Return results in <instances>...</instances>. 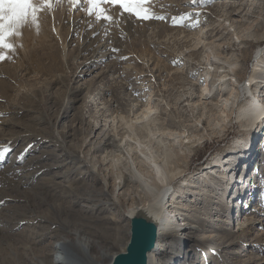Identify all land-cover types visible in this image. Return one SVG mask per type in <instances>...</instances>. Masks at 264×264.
I'll use <instances>...</instances> for the list:
<instances>
[{
	"label": "rangeland",
	"instance_id": "1",
	"mask_svg": "<svg viewBox=\"0 0 264 264\" xmlns=\"http://www.w3.org/2000/svg\"><path fill=\"white\" fill-rule=\"evenodd\" d=\"M146 6L165 18L139 20L104 4L113 20H97L83 0L76 7L64 0L40 14L39 31L25 26L12 38L16 50L0 61V264H42L43 251L64 257L51 245L86 228L110 254L125 250L126 212L153 199L130 173L128 150L140 142L161 164L173 154V187L185 211L224 240L213 245L191 235L175 264H264V132L256 128L264 115L245 128L239 110L247 101L239 86L250 79L249 96L264 101V0ZM244 131L248 146L236 143ZM114 135L119 150L105 143ZM230 154L237 166L230 187L243 186L240 170L245 186L251 182L247 205L246 196L233 201L237 186L224 195L223 176L208 175L211 167L222 171ZM126 173L132 183L112 204ZM244 229L231 244L230 234ZM170 240L167 251L177 248ZM163 251L156 256L165 260ZM67 256L80 258L71 249Z\"/></svg>",
	"mask_w": 264,
	"mask_h": 264
},
{
	"label": "bare ground",
	"instance_id": "2",
	"mask_svg": "<svg viewBox=\"0 0 264 264\" xmlns=\"http://www.w3.org/2000/svg\"><path fill=\"white\" fill-rule=\"evenodd\" d=\"M259 52L260 51H257V54ZM230 65H231L230 70L232 71V73L235 74L236 72H238V70H236L235 67L233 66L234 64L230 63ZM219 76L224 77L226 75H219ZM253 80L254 78L250 79L249 82L247 83L246 82L242 83L239 86V91L241 89V92L243 93L244 96H246V99H247L246 103L241 104L239 107L240 115L243 116L244 118L245 124L243 125V127L245 128L249 126L248 124L250 123L254 124L258 122L259 120H261L260 117L264 115V101L258 100L257 97H255L253 100V98L250 97L247 92L248 88L252 87L251 85H252ZM262 118H264V116ZM251 127L253 128L255 126H251ZM256 128H259L260 132H264V121L259 122L256 125ZM244 132L245 133L236 140V143L246 144L248 146L249 143L246 142L247 140L246 137L249 135V132L248 131H244ZM119 141L120 140H118V137L116 136L114 138H109V140H106L105 143L110 145L112 149L119 150L122 148ZM141 145H142L141 142L139 143V146H136V147H132V145L130 144V149L128 150V153L129 155L133 153L132 161H131L132 164L130 166L131 167L130 173H132L133 176H135V178L141 182L140 187H142V189L147 194H151L153 199L148 201L144 205H139L136 207L129 208L128 211L126 212V215L130 219L131 215L134 213L135 210L140 209V208H146L147 205L154 204V203L156 205L162 204L163 205L162 207H164L163 215L161 216L159 236H158V240L156 243V248L149 253V264H175L176 263V260H174L176 259L175 257H178L179 255L185 253L184 249L182 250L180 246H182L186 241H188L191 235H196V234L199 235L198 240L201 242L214 241L212 242L213 245H218V244L223 243L224 240L222 238V235L216 233L215 230L211 231L210 229L213 227L217 228L216 226L210 225V223L203 222L202 220L199 221L197 220L196 214L192 215L189 212L185 211L187 209V205L185 203H182V201L179 198L180 195L176 194V190L173 187V181L176 178V175L179 173L178 171H175L176 170V166H175L176 160L173 157V154L166 157V159L163 158L164 164H161L158 160V156H156L152 150L150 151L149 150L150 148L142 147ZM138 148L144 156L143 158H141L142 163H139V165L150 166V168L152 169L149 171L150 175H146L142 171V168L138 167V164L135 162V159L140 158V156L136 155L137 157L134 159V154L137 153L136 150H138ZM188 150H191V149H188ZM149 151H150V154H149ZM244 154L246 156V153ZM248 154H247V157H248ZM228 156H227V160H228L227 162H221V166L223 167L221 169L222 171H220V169H217L218 166L217 167L215 166V168L211 167L212 172L211 174L208 173V175L212 177L213 181L223 176L224 180H220L218 184L219 185L225 184L226 187L223 191L224 195L229 194V192H231L228 190V188L233 189L234 186H237L234 192L233 201L240 202V198L242 199L243 196H246V200H247L246 205H247L248 200H249L248 198L254 194L251 188H248L249 185H251L250 184L251 182L248 183V185L246 184L245 186V183H246L245 180L247 179L246 177L247 175L241 176L240 172H242V170H240L237 173V176H239L238 179L241 180L240 182H242L241 184H243V186H241L239 183H236L237 185L234 183L235 185L232 184V187H230L231 183H229L230 182L229 176L230 174L231 175L236 174L237 166H236V162L234 163L232 161L234 159L232 157L235 155L233 156L231 155L229 157ZM249 160L251 161V158ZM54 164L55 163H50V166L53 167ZM240 164L241 162H239V164L237 163L238 166ZM248 175H250V177L252 178L251 174H248ZM225 179H227V181ZM132 180H133L132 176L128 175V173L123 174L121 176L119 185L117 186L119 187V191H117L118 190L117 188L114 190V192L111 195L112 199H109V201H111L110 203L115 204L116 202H119V195L124 192L125 190L124 187L132 183ZM190 185L194 186V184H190ZM243 188H245L244 191H242ZM221 204L223 203L221 202ZM242 206L243 205H242V200H241V207ZM242 208H241V211H242ZM178 215L179 216L183 215L185 217L183 219L182 218L179 219L177 217ZM115 219H116L115 217H111V220L118 221ZM241 223H242V217H241L239 224ZM219 229H221V227ZM85 230L83 229L84 235L80 233L78 234L77 231L73 230L72 233L74 234L75 237L63 238L62 240L58 241L57 244L51 245V249L53 252H56V251L59 253L61 252L63 255L66 254V256L65 255L64 257L59 256L57 259H49V256L46 255L47 253L43 251L41 263L42 264H108L110 260L112 259V257L116 253H119V252H115V253L112 252V254H110L107 251V249H105V246L101 244L99 240H97V235L94 234V231H92V229L89 230L91 233L93 232L92 234L90 233V235H88L89 233L87 234V231ZM247 232L248 230L244 229L242 233L237 237L233 234H230L229 241H231V244H235L236 242H238V240L240 241L241 240L240 237L245 236ZM129 236H130V232H129ZM170 238H172L173 241L177 242V248L172 247V249H169L167 251L166 248L172 244L169 242L171 241ZM163 239H167L166 242ZM68 249H71V251L73 250V252H75L76 255H78L80 258L76 260L74 259L69 260L68 259L69 257L67 256ZM162 250H164L163 253L167 252V255L169 256V258L167 259L165 258V260H163V258H158L156 256L157 255L156 253H158L159 251L162 252ZM34 258L38 260L36 257Z\"/></svg>",
	"mask_w": 264,
	"mask_h": 264
},
{
	"label": "snow or ice",
	"instance_id": "3",
	"mask_svg": "<svg viewBox=\"0 0 264 264\" xmlns=\"http://www.w3.org/2000/svg\"><path fill=\"white\" fill-rule=\"evenodd\" d=\"M64 0H0V61L9 59V53L16 50L13 37L21 35L25 26H33L39 31L40 14L51 11ZM81 0H68L76 7ZM85 11L89 16L95 15L97 20L112 21L104 4L118 5L123 12L135 16L139 20L161 19L164 16L155 15L146 5L150 0H83Z\"/></svg>",
	"mask_w": 264,
	"mask_h": 264
},
{
	"label": "water",
	"instance_id": "4",
	"mask_svg": "<svg viewBox=\"0 0 264 264\" xmlns=\"http://www.w3.org/2000/svg\"><path fill=\"white\" fill-rule=\"evenodd\" d=\"M154 204L134 211L126 249L116 253L108 264H149V253L156 248L164 211L162 204Z\"/></svg>",
	"mask_w": 264,
	"mask_h": 264
}]
</instances>
